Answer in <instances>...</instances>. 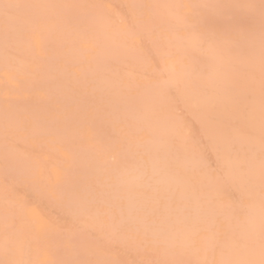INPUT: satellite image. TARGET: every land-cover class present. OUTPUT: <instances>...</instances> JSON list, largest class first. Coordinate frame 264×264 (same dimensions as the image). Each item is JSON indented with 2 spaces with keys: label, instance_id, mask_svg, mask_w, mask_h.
<instances>
[{
  "label": "bare ground",
  "instance_id": "1",
  "mask_svg": "<svg viewBox=\"0 0 264 264\" xmlns=\"http://www.w3.org/2000/svg\"><path fill=\"white\" fill-rule=\"evenodd\" d=\"M0 264H264L260 0H0Z\"/></svg>",
  "mask_w": 264,
  "mask_h": 264
},
{
  "label": "snow or ice",
  "instance_id": "2",
  "mask_svg": "<svg viewBox=\"0 0 264 264\" xmlns=\"http://www.w3.org/2000/svg\"><path fill=\"white\" fill-rule=\"evenodd\" d=\"M260 7H261L262 15H264V0H260Z\"/></svg>",
  "mask_w": 264,
  "mask_h": 264
}]
</instances>
